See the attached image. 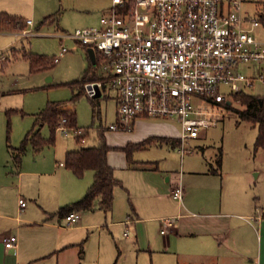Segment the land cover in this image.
<instances>
[{
    "label": "crops",
    "instance_id": "1",
    "mask_svg": "<svg viewBox=\"0 0 264 264\" xmlns=\"http://www.w3.org/2000/svg\"><path fill=\"white\" fill-rule=\"evenodd\" d=\"M13 12L8 7L0 6V15L6 13L19 17L12 14ZM29 20L24 22L22 30L0 31V36L31 37L29 26L32 24H28ZM13 45L12 38L0 39V51ZM62 109L74 111L67 106ZM144 120L149 119L137 120L135 127ZM157 127L159 130L146 133L145 140L153 137L158 140L136 149L131 160L122 151L129 143L118 149V152L124 154L119 166L113 164L110 150L108 163L114 169L115 177L121 182L114 190L113 208L107 212H80L79 221L72 226L66 225V216L59 211L81 200L93 184L95 175L94 171L88 170L83 177H78L65 166L66 154L79 149L66 150L64 162L60 166L67 171L50 169V172H46L44 166L47 163L42 165L43 160L39 155L33 159L34 162L27 157L31 144L21 154L19 161L15 157L19 155L20 146H8L7 152L13 161V167L0 177V264H121L123 246L121 242H115L116 227H124L126 238L130 237V230L135 233L133 240L128 241L133 243L130 247L138 252L137 259L140 260V255L144 254L146 262L150 264H264L262 245L260 255L256 253L252 259L247 248L250 235L255 236L257 232L261 236V230H258L256 223L264 226L262 215L254 216L244 207L242 210L245 211L232 214L208 211L218 206L215 196L216 181H213L219 176L218 172L211 171L210 168L208 170L207 167L212 164L205 159L200 168L198 162L193 160L183 164L185 156L182 157L179 144L175 143L179 141L180 134L168 131L167 127L163 131L158 125ZM41 135L43 136L42 132ZM200 139L192 143H197ZM145 140L129 142L137 144ZM55 145L56 142L49 146ZM152 145H167L178 153L173 155H179L182 160L180 170L175 165L177 162L172 165L169 161H162V158H146V161L134 158L136 151L148 150ZM30 147L34 155L45 149L44 147L38 152L32 145ZM4 155L1 149L0 157L4 158ZM25 177H30V181H26ZM41 177L52 178L54 181V178H58L57 182L60 183L62 191L58 190L55 194L51 190L54 188L49 184L51 181H41ZM26 183L33 186L29 196L30 203L24 197ZM222 183V192L225 193L224 181ZM180 185L184 190L183 202L173 197V191ZM34 188H37L35 192ZM237 191L234 188L228 191L231 198L226 201L231 199L240 208L241 201L239 193L236 195ZM20 199L27 200L23 211L20 209ZM167 217L174 218L175 224L162 234L164 219ZM12 238L17 239L16 246L6 247V242Z\"/></svg>",
    "mask_w": 264,
    "mask_h": 264
},
{
    "label": "rangeland",
    "instance_id": "2",
    "mask_svg": "<svg viewBox=\"0 0 264 264\" xmlns=\"http://www.w3.org/2000/svg\"><path fill=\"white\" fill-rule=\"evenodd\" d=\"M111 4L112 0H3L0 3V6L13 10L12 14L18 15V18L24 22L29 19L32 21V25L29 26L32 32L31 37L0 36V39L12 38L14 40L13 46L0 51V151L2 149L5 153L4 158L0 157V177L11 171L13 167V161L7 152L8 146H21L29 131L38 130L40 128L36 125L38 115L51 103H62L67 107H72L77 114L78 126L94 130L91 131L85 143L81 144L77 143L75 137H68L63 132L56 131V145L45 147L37 155H34L30 145L27 157L33 161L39 155V158L43 160L42 165L47 163L44 166L46 172H50V169L67 171L60 166L64 162L66 150L99 145L101 142L99 132L104 134L107 144L111 147V155H109L113 164L117 166L120 165L122 155H124L118 152L120 151L118 149L126 146L131 140L133 142L136 139L145 140L146 133L159 130L157 125L161 131L167 127L168 131L180 134L178 122L170 119L141 121L133 132L98 130L116 123L118 92L108 85L104 95L89 97L85 90L86 84L104 79L102 62L94 66L90 52L93 50L96 53V51L92 46H85L70 39L62 40L59 36L65 33H75L77 30L101 27V18L109 13ZM243 8L252 15H257L259 8H264V0H248ZM63 44L69 51L57 63L54 59L60 55ZM13 53L16 54L13 55ZM97 53L99 56V52ZM32 55L42 60L41 68L37 71L32 70L30 60ZM247 67L251 74H258L256 67L254 69ZM86 71H90L96 79L86 82L84 88L71 86V83L81 80ZM245 91L248 94L264 97V82L255 81L253 86ZM79 93L81 95L75 98ZM233 100L235 109L242 110L239 99L234 98ZM235 109L228 110V115L221 118L217 127L204 129L197 143L195 140L193 143L190 142L195 152L187 154L183 164L193 160L198 162L200 168L205 159L212 164V166L209 165L210 167L205 165L208 170L210 168L211 171L218 172L219 176L213 180L216 181L215 196L218 206L208 211H223L232 214L243 212L245 210L242 209L245 208L252 215L260 217L262 215L264 219V149L256 147L259 129L250 122L241 120ZM41 132L47 138L51 136L48 125L42 127ZM196 146L199 147L196 148ZM173 154L178 153L168 148L167 145H154L148 150L136 151L133 156L135 159L145 161L146 158L149 160L162 158V161L166 160L171 164L177 162L175 165L180 170L182 160L179 155ZM30 179V177H25L28 182ZM40 179L51 181L49 184L54 188L51 190L55 194L58 190L62 191L60 183L57 182L58 178H54L55 181L45 177ZM222 181H224L225 193L222 192ZM24 185L26 190L24 197L30 203L29 196L33 186L29 183ZM232 188L238 190L236 195L239 193L240 208L239 204L233 203L231 199L226 201L227 198H231L228 191ZM36 189H33L34 192ZM243 201L245 203H242ZM221 205H224L222 209H220ZM256 225H258V230H261V236L257 232L255 236L248 235L247 248L250 250L248 254L251 255V259L256 253L260 255L262 245L264 260V226L262 227L260 223ZM124 231V227H116L114 230L115 242H121L123 246L120 263L123 264L124 260L125 264H150L146 262L144 254L140 255V260L137 259L138 252L130 247L133 243L128 241L133 240L135 233L130 230V237L126 238Z\"/></svg>",
    "mask_w": 264,
    "mask_h": 264
},
{
    "label": "built area",
    "instance_id": "3",
    "mask_svg": "<svg viewBox=\"0 0 264 264\" xmlns=\"http://www.w3.org/2000/svg\"><path fill=\"white\" fill-rule=\"evenodd\" d=\"M246 1L112 0L101 27L60 35L92 46L96 59L97 52L102 57L104 79L86 84L89 97L97 88L104 95L108 85L118 92L116 123L98 130L132 132L139 119L176 120L179 152L182 157L193 153L190 142L228 115L224 103L232 104L255 81L264 82V25L244 10ZM68 51L63 44L54 61ZM92 130L71 127L64 118L56 131L85 143ZM173 197L183 202L181 185ZM19 204L23 211L27 201ZM79 219L80 213L72 212L65 222L72 226ZM174 224V218L164 219L162 234ZM16 240L6 247H15Z\"/></svg>",
    "mask_w": 264,
    "mask_h": 264
},
{
    "label": "trees",
    "instance_id": "4",
    "mask_svg": "<svg viewBox=\"0 0 264 264\" xmlns=\"http://www.w3.org/2000/svg\"><path fill=\"white\" fill-rule=\"evenodd\" d=\"M259 16L261 23L264 25V8L258 10L256 13ZM24 28V21L18 17L2 13L0 15V31H8L13 29L22 30ZM31 66L33 71L39 70L42 65V60L32 55L30 56ZM102 62V57H97V63L94 66L99 65ZM94 71V70H93ZM96 76L86 71L81 80L71 83L73 87L84 88V84L89 81H94ZM81 93L75 96H80ZM234 98L239 99L242 110L235 109L232 104L224 103L228 110H236V113L241 120L250 122L259 129V134L256 141V147L258 149H264V97L248 94L242 92L236 94ZM65 105L62 103H51L46 109L39 113L36 120V125L40 128L48 125L51 130V136L44 138L41 135L40 129L32 130L27 134L25 140L18 148L19 155L15 157L20 160L21 154H23L27 147L31 144L36 151H41L44 147L54 145L56 142V130L59 127L62 119L66 118L68 124L71 127H78V118L75 111H68L62 109ZM89 137V135L87 136ZM100 144L97 146L81 147L79 150L70 151L65 157V166L70 169L76 176L83 177L88 170L94 171V182L88 189L86 195L79 201L72 205L62 208L59 213L67 216L72 212H88L95 210L111 211L114 205L115 195L114 190L117 186L121 185V182L115 177L114 169L108 163V153L111 147L107 144L104 134L99 132ZM81 144L82 139H77ZM158 140L156 137L150 138L147 141H143L137 144L129 143L126 147L122 148L128 159L131 160V155L136 149H140L145 145L151 144V142ZM159 140H166L165 138H159ZM179 144V141L175 142ZM219 163H221L219 161ZM264 216V214H263Z\"/></svg>",
    "mask_w": 264,
    "mask_h": 264
},
{
    "label": "water",
    "instance_id": "5",
    "mask_svg": "<svg viewBox=\"0 0 264 264\" xmlns=\"http://www.w3.org/2000/svg\"><path fill=\"white\" fill-rule=\"evenodd\" d=\"M90 57L92 59L93 64L96 65V63H97L96 53L93 50L90 52ZM96 96H102V92L98 88H97V95ZM228 104L230 105L231 101H228Z\"/></svg>",
    "mask_w": 264,
    "mask_h": 264
}]
</instances>
